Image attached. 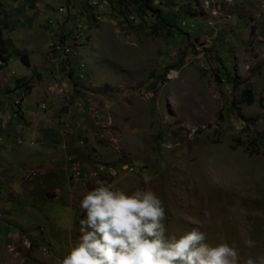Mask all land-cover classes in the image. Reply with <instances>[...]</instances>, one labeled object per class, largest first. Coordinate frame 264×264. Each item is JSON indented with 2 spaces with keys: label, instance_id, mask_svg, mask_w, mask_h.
Returning a JSON list of instances; mask_svg holds the SVG:
<instances>
[{
  "label": "rangeland",
  "instance_id": "obj_1",
  "mask_svg": "<svg viewBox=\"0 0 264 264\" xmlns=\"http://www.w3.org/2000/svg\"><path fill=\"white\" fill-rule=\"evenodd\" d=\"M92 1L30 3L47 27L60 31L49 36L46 54L39 32L33 51L12 37L34 65L19 60L17 70L6 68L23 76L18 87L24 90L0 96L20 108L35 69L48 79L56 77L48 70L58 69L66 83L56 87L65 97L61 107L68 116L77 114L63 128L76 133L71 143L88 151L81 161L66 157L75 180L62 201L42 203L39 216L11 206L19 213L1 221L0 264H60L79 241L80 201L98 181L126 193L150 187L164 204L168 236L179 237L199 222L205 242L235 248L240 264L264 256L263 0ZM60 41L71 52L57 51ZM49 105L41 108L52 125L64 108L53 113ZM4 138L11 147L30 141L22 130ZM145 174L152 177L147 185ZM249 238L254 247L245 244Z\"/></svg>",
  "mask_w": 264,
  "mask_h": 264
},
{
  "label": "crops",
  "instance_id": "obj_2",
  "mask_svg": "<svg viewBox=\"0 0 264 264\" xmlns=\"http://www.w3.org/2000/svg\"><path fill=\"white\" fill-rule=\"evenodd\" d=\"M33 1L34 0H21L9 4L7 3L6 6L4 0H0V18L5 20V26L12 24V26L3 30L2 36L3 39L6 40L9 48L17 49L12 42V37L15 36L20 37L25 44L30 45L29 47L26 46L33 51L34 46L32 43L35 42V36L37 32H39L41 39H37V43L40 44V51L43 50L44 54H46L49 36L59 34L60 31L58 27L53 25L47 27L44 22L46 21V17L42 15L40 10L38 11L39 8L33 5L30 6V3L32 4ZM62 1L63 0H60V2ZM73 1L74 0H72L71 3H73ZM80 1L81 4L84 3V0ZM251 1L252 0H250L249 3H252ZM107 2V0L100 1V3L103 4ZM240 2L241 1H238V3ZM8 18H10L9 21ZM48 20L49 23H52L51 19ZM252 24H254V21ZM18 50H20V48H18ZM23 53L27 54L30 63L29 66L32 67L34 63L31 61L28 51H24ZM19 60L20 59L14 54L10 53L7 64L0 67V81L2 82L0 83V92L5 93L4 96L11 95L13 89V91L17 93H21L24 90L22 86L18 87L20 83L18 78L23 76L13 77L11 75L13 73L12 70L10 74L5 71L9 66L11 69L15 68L17 70L15 62H19ZM50 65V63L45 62L43 67L49 69ZM51 72L56 76L55 79L43 78L42 74L35 69V76L30 83L31 87L30 89H26V95L20 108L14 107L9 99L7 100V97L4 98V96H0V224L2 223L1 221L16 218L15 213H19V211L17 209H12L11 206L14 204L23 206L27 212L26 214L31 216L35 214L39 216L37 210L42 203L46 204V202L59 199L62 201V195L66 194L67 196V192L70 190L69 185L74 183L73 180H75L72 179V177L70 178L73 169L69 167L68 163H65L66 157L71 153L69 159L81 161L83 160L81 155L85 156L88 151L84 149V147L78 148L71 143L70 141H73L71 136L75 137L76 133L73 131H69L68 133V131L63 128L64 123H66L65 119L71 121L77 114L75 113L72 116H68L66 111L64 112L65 106H61L63 103L65 104L63 100L65 97L56 93V87L66 83L58 76V69L53 70L51 67L48 70L49 76ZM59 99L63 102L59 103ZM42 103H49V107L53 108L51 110L49 108V111L53 113H58L64 108L63 115L59 117L55 116L52 118L55 120L54 124L48 125V121H45L48 119L44 115L45 109L41 108ZM15 109H17L16 112ZM29 117L31 118L30 121L27 119ZM76 120L77 119H75V121ZM26 125L28 126L26 127L27 129H25ZM81 128L84 130V127ZM21 130L28 133L30 141L24 142L23 139L21 143L16 142L19 146L11 147L9 140L5 139L4 136H11L13 131L18 132ZM82 130L80 134H83ZM35 134H37L36 143ZM34 143L37 144V146H34ZM78 155L80 157H78ZM86 161L89 163L88 159H86ZM85 168L86 167H84V169ZM23 194L29 199L31 198L30 204L22 199ZM24 220H26L25 217ZM18 227L20 226L17 225L15 228ZM9 233H11L10 235H14L15 230L13 231L10 228Z\"/></svg>",
  "mask_w": 264,
  "mask_h": 264
},
{
  "label": "clouds",
  "instance_id": "obj_3",
  "mask_svg": "<svg viewBox=\"0 0 264 264\" xmlns=\"http://www.w3.org/2000/svg\"><path fill=\"white\" fill-rule=\"evenodd\" d=\"M143 179L147 185L152 177ZM97 185L80 201L79 241L60 264H240L235 248L205 242L199 222L179 237L166 235V210L150 187L126 193L105 181ZM245 244L255 246L250 238ZM244 264H264V256Z\"/></svg>",
  "mask_w": 264,
  "mask_h": 264
},
{
  "label": "trees",
  "instance_id": "obj_4",
  "mask_svg": "<svg viewBox=\"0 0 264 264\" xmlns=\"http://www.w3.org/2000/svg\"><path fill=\"white\" fill-rule=\"evenodd\" d=\"M134 3H141V0H132ZM91 7V6H90ZM140 8H142L143 12L148 11V9L150 10V7H147L148 9L140 5ZM141 10V9H140ZM11 25L5 26L4 25V20H0V67H3L7 64L9 57H10V53L12 51H10L9 47L7 46V42L5 39H3V30L8 28ZM14 55L19 58L25 65H29V60H28V56L26 53H23L22 51L18 50V49H14ZM11 53V54H13ZM228 76V75H227ZM226 78V77H225ZM219 80H221V78H219ZM247 91H245L244 96H245V100L248 104H251L252 99H251V94L248 93L246 94Z\"/></svg>",
  "mask_w": 264,
  "mask_h": 264
},
{
  "label": "built area",
  "instance_id": "obj_5",
  "mask_svg": "<svg viewBox=\"0 0 264 264\" xmlns=\"http://www.w3.org/2000/svg\"><path fill=\"white\" fill-rule=\"evenodd\" d=\"M95 1V0H93ZM97 1H103V0H97ZM67 2L70 4L71 3V0H67ZM258 6L260 7L261 11H260V14L262 15V18L264 19V0L259 2ZM65 9V5L64 3H62V5H59L58 6V11L59 12H63ZM80 25V24H79ZM79 27V26H78ZM263 36H264V30L263 32L261 33ZM58 51L60 52H63L65 54L71 52V49L65 45L64 43L63 44H58ZM15 102H17V100H15ZM101 169V168H100Z\"/></svg>",
  "mask_w": 264,
  "mask_h": 264
},
{
  "label": "bare ground",
  "instance_id": "obj_6",
  "mask_svg": "<svg viewBox=\"0 0 264 264\" xmlns=\"http://www.w3.org/2000/svg\"><path fill=\"white\" fill-rule=\"evenodd\" d=\"M97 2V1H96ZM92 3H95V1H93ZM51 19V18H50ZM49 21V20H48ZM51 24V23H50ZM79 27H80V25H78ZM80 28H82V27H80ZM58 44H63V43H61V41L58 43ZM58 44H57V46H56V49H57V51H58ZM18 102V101H17Z\"/></svg>",
  "mask_w": 264,
  "mask_h": 264
}]
</instances>
